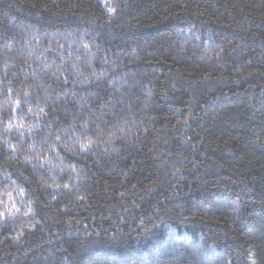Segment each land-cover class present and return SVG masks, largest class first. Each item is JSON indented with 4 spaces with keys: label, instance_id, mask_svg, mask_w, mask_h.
<instances>
[{
    "label": "trees",
    "instance_id": "trees-1",
    "mask_svg": "<svg viewBox=\"0 0 264 264\" xmlns=\"http://www.w3.org/2000/svg\"><path fill=\"white\" fill-rule=\"evenodd\" d=\"M0 197V264H264V0H0Z\"/></svg>",
    "mask_w": 264,
    "mask_h": 264
},
{
    "label": "rangeland",
    "instance_id": "rangeland-1",
    "mask_svg": "<svg viewBox=\"0 0 264 264\" xmlns=\"http://www.w3.org/2000/svg\"><path fill=\"white\" fill-rule=\"evenodd\" d=\"M107 1V0H106ZM112 2L114 1V0H111ZM117 2L119 1V0H116ZM9 203H6V201H3L2 200V198L0 197V218H2V219H0V223H2V222H8V220L10 219L9 217H7L6 216V212L4 211V210H6L7 208H9ZM17 212H19V211H17ZM19 216H21V215H19Z\"/></svg>",
    "mask_w": 264,
    "mask_h": 264
},
{
    "label": "snow or ice",
    "instance_id": "snow-or-ice-1",
    "mask_svg": "<svg viewBox=\"0 0 264 264\" xmlns=\"http://www.w3.org/2000/svg\"><path fill=\"white\" fill-rule=\"evenodd\" d=\"M83 147V146H82Z\"/></svg>",
    "mask_w": 264,
    "mask_h": 264
}]
</instances>
